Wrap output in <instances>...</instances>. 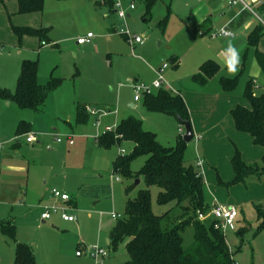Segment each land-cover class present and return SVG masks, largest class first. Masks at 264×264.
<instances>
[{
	"label": "rangeland",
	"instance_id": "rangeland-1",
	"mask_svg": "<svg viewBox=\"0 0 264 264\" xmlns=\"http://www.w3.org/2000/svg\"><path fill=\"white\" fill-rule=\"evenodd\" d=\"M122 1L125 19L118 17L117 8L111 13L105 7L88 10L85 0H44V27H51L50 38L58 46L42 48L40 57L47 68L57 66L53 76L62 79L45 108V112L53 117L52 124L49 125V132L36 134L37 142L33 146L27 145L23 136L4 143L0 152L13 158L0 157V222L15 224L17 240L33 249L39 264H124L128 261L124 244L117 252H112L106 245V238L112 227L124 217L125 189L134 185L135 189L129 197H135L145 184L139 179L121 177L120 182H115L114 159L122 150L128 155L130 146L122 142L110 149L99 148L96 138L103 135L107 128L115 130L122 120L129 117L139 118L143 129L155 133L158 141L166 147H175L177 139L185 133L174 116L134 109V94L128 88L129 78L151 86L158 78L156 71L169 64L164 78L172 92H177L179 77L186 68L175 70L169 60V48L164 42L168 23L164 33L160 29V23L167 14L166 7L161 0H157L147 15L141 0ZM131 4L135 9L128 14ZM67 11L70 16L68 28ZM112 26L116 27V33L109 31ZM88 32L94 35V42L81 51H77L76 46L74 50L71 42H67L73 37L71 39L76 44L75 37H86ZM125 32L144 38L149 53H138L140 47L132 46L122 35ZM2 36L0 31V43L3 42ZM25 42L18 56L22 57V61L36 59L38 56L32 51L35 44L29 40ZM9 64L0 60V78ZM76 72L78 75L74 77ZM235 77L238 78L233 90L225 91L220 77L217 79L218 87L220 85L223 96L232 98L237 105L247 106L244 98L245 74L238 72ZM48 80L42 83L46 84ZM211 89L213 93L215 86L212 84ZM212 95L216 102L213 101L210 107L222 110V98H215V93ZM84 105L95 109L110 107L116 111L111 113L104 108L106 114L101 118L99 127L95 128L97 119L93 116L85 124L76 122L77 107ZM16 114L21 119L33 116L30 110L23 111L18 107ZM232 122L231 129H228V124L216 126L209 134V143H204L200 133L193 131L195 137L186 145L184 161L186 166H192L203 176L205 201L213 204L210 208L220 205L237 209L236 230L224 231L235 261L238 264H264V232L259 231L257 215V208L264 206V175L251 176L245 184L229 185L234 179L230 154L233 155L236 148L241 152L240 144L246 155L249 152L255 154L259 149L247 135L238 132ZM16 128L11 130L12 137ZM65 135L75 138L74 147L67 144L66 148L63 143H57V139L62 140ZM235 135L241 138L240 142ZM17 140L21 144L15 148L13 145ZM146 159L136 158L131 164L132 171L138 172ZM199 159L203 161L202 167L196 166ZM251 163L262 165L261 155ZM137 181L139 184L136 185ZM48 189L66 193L77 202L75 211L67 204L72 207L70 212L77 216V221L65 223L60 214H56L50 221L42 222L37 205ZM157 192L156 188L152 189L153 211L161 215L169 207L157 204ZM112 214L120 217L115 219ZM183 238L184 246L190 247L194 243L193 229L187 228ZM78 243H81L79 247ZM96 245L108 250L109 256L102 262L86 255L77 256V252ZM15 248L16 242L0 230V264H14Z\"/></svg>",
	"mask_w": 264,
	"mask_h": 264
},
{
	"label": "trees",
	"instance_id": "trees-1",
	"mask_svg": "<svg viewBox=\"0 0 264 264\" xmlns=\"http://www.w3.org/2000/svg\"><path fill=\"white\" fill-rule=\"evenodd\" d=\"M2 0H0L1 3ZM150 14L157 0H141ZM19 14L41 13L44 0H18ZM103 4L114 12L116 1L104 0ZM96 6L102 5L96 2ZM264 10V6L261 7ZM167 17L160 26L163 28ZM117 31L116 27H112ZM21 39L24 36L47 39V29L13 27ZM264 35L263 26L253 31L249 46L256 50V57L264 71V54L257 50L258 43ZM172 62V61H171ZM174 62H172L173 64ZM219 71L213 61L204 63L193 81L205 85ZM237 78H221L225 91L233 90ZM62 83V79L51 76L46 84L39 83V61L24 60L21 64L16 89L11 92L0 88V99L15 103L18 108L41 112L44 110L51 93ZM249 106H236L231 111L237 131L247 134L253 144L263 152L262 165L247 164L241 152L236 148L231 160L234 179L229 184H245L249 177L264 175V94H256L252 81L244 91ZM143 107L150 113L171 115L184 121L190 120L189 110L179 92L158 90L142 99ZM88 115L86 107H78L77 122L85 123ZM30 124L21 121L17 126V136L28 133ZM122 142L131 144L128 155H119L113 163V173L117 177L138 180L145 184L135 197H129L135 189L130 185L125 189L126 204L124 217L119 220L109 235L108 248L117 252L124 244L129 257L124 264H236L227 244L224 233L216 229L211 219L200 221L198 213H208L211 209L205 201V182L203 176L192 166H186L184 153L186 143L182 136L177 139L175 147H166L158 141L155 133L143 129V123L136 117L123 120L114 131H106L99 136L100 148L110 149ZM138 157H147L138 172L131 169L132 162ZM156 188L157 204L169 209L161 215L153 211L152 189ZM260 221L259 231L264 232V206L257 208ZM187 228L194 231V243L186 248L183 235ZM0 230L16 242L14 264H38L33 249L16 238V226L13 222H0Z\"/></svg>",
	"mask_w": 264,
	"mask_h": 264
},
{
	"label": "crops",
	"instance_id": "crops-1",
	"mask_svg": "<svg viewBox=\"0 0 264 264\" xmlns=\"http://www.w3.org/2000/svg\"><path fill=\"white\" fill-rule=\"evenodd\" d=\"M85 1L88 10L92 11L93 9L97 10V7H105L109 12V9L103 4L104 0H85ZM115 1L121 2V0H115ZM161 1L163 2L167 10V14L165 18L167 17L168 22L166 21V23H168V25H167V32L164 42L165 44L167 43V46L169 48V52H168V55H170L169 60L174 62L173 64L171 62V66L175 70H178L179 68H182L184 66L186 68V70H184L182 74V77H179L180 79L178 81L177 92H179L185 100L186 106L189 110L190 120L192 121L191 125L193 131L200 133L199 137L204 143L205 142L209 143L210 142L209 134H211V132L215 130L216 126H218L219 124L221 126L228 124V129H231L230 123L233 121L232 120L233 118L231 116V111L236 106H238L237 103L234 102V100H232V98H228V96H223L220 90L221 89L220 85L218 87L217 79L219 77L221 84V78L223 77L229 79H232L231 77L238 78L235 77L237 76V73L238 72L243 73L245 74L247 83L249 81H252L255 93L257 91L256 94H264V71L257 60L256 50L253 47L249 46V41H248L250 34L253 31H255L259 26H261V24L259 20L256 18V16L244 6L245 3L258 14L264 15V10H261V7L259 6L260 3H264V0H243L244 3L240 2L235 5L230 4V2L233 0H161ZM96 2H101L102 5L96 6L95 5ZM123 2L124 1L121 2L122 5ZM130 6L128 7L127 10L128 14L133 11L130 9ZM114 12H116L115 9ZM43 13H44V7L41 13L19 14L18 0L1 1L0 31L3 35L2 36L3 42L0 43V47H1L0 60L10 62V64L6 66V71L0 78V88L7 89L11 92L15 91L18 77L20 75L21 64L23 62L22 57L18 55L22 53L20 50L23 49V45L24 43H26L25 41L28 40L32 41V43L35 44V46L32 47L33 49L32 51H34L38 57H36V59L30 58L25 60L39 61V83L43 84L46 80L50 79V77L53 76L57 66L53 68L49 66V68H47L46 63H44V61L40 57V50L44 47H48L49 45H51L52 47H57L58 44L56 43L54 44V42H52L50 38L49 31L51 30V27L49 25L44 27ZM69 17L70 16L67 11V28L69 25L68 24ZM13 27L33 28L36 30L48 28L47 39L40 40L39 38L32 36H24L20 39L13 31ZM112 27L110 28L109 31L112 33H116V31L112 30ZM165 27L166 26L162 28L160 26V29L162 30L163 33ZM223 28L231 32L233 36L225 37V38L218 37L215 39L211 38L212 33L218 32ZM89 33L90 32H88V34ZM71 38L73 37L68 38L67 42L68 41L71 42L70 46L73 49L76 46L77 51H81L82 48H84L85 46L91 45L95 39L93 38L92 41L87 45L79 46L77 42L75 44L74 39ZM75 38L77 40L78 38H82V37L79 36ZM43 43L45 44L43 45ZM229 43L234 45L240 54V63L235 73H229L227 72L226 68L221 67L222 65L225 64L226 60L228 59L229 53L226 51V49ZM162 45L164 44L162 43ZM138 47H140V49ZM8 48H9V52L6 53ZM135 48L139 49L138 53H143V54L149 53L148 44H146V42L142 46L135 45ZM257 50L264 54V35L258 43ZM151 58H153V56H151ZM208 61L215 62L219 67V71L216 75H214L211 79H209L205 85H198L193 81V77L199 73L201 66ZM77 75L78 72H76L74 77H76ZM127 81H128V88H130L133 91V89L130 86L133 80L129 78ZM211 84L215 86V89H213V93L211 89ZM53 92L51 93V96L53 95ZM174 93H176V91ZM214 93H215L214 96L215 98L218 99L222 98L224 102L223 103L224 108H222V110L218 111L216 108L213 109L210 107L211 103L214 101L212 95ZM51 96H49L47 102L49 101ZM133 102H134L133 105L134 109H139L140 111L144 109V111L150 113L143 107L142 101L135 102L133 97ZM84 106L86 107V112H87L88 108L86 105ZM248 106L249 104L244 107H248ZM17 107L18 106L11 101L0 99V144L2 145L0 152L4 148V143H10L12 142V140L21 138L23 136H25V142H26V138L29 134H34L36 136L37 133L49 132V125L52 124L53 117H51V115H48L45 112L46 106L44 110L41 112H34L30 110L33 113L32 114L33 116L30 119H21V117H18V115L16 114ZM104 108H107L111 113L116 111L115 108H110V107H103V108L99 107L96 108V110L106 112L103 110ZM77 110H76V122H77ZM87 115L88 117L85 123H87L88 119L91 116H93V118L97 119L95 122V128H98L100 125V120L103 117V115L95 116V115H91L88 112ZM21 121H25L29 123L30 130L28 133L22 136H17L16 127ZM65 122L67 124V118L65 119ZM85 123H78V124H85ZM232 123L235 126L234 121ZM12 128L13 129L16 128L14 137H12L13 134L11 132ZM46 128L48 131L46 130ZM107 130L108 128L106 129V131ZM232 131L233 130H231V133H233ZM68 137L69 136L65 135L64 138L60 142L57 141V143L59 144L63 143L66 146V148H67V144L69 147H74L75 138L71 136L74 140V144L70 145ZM247 137L249 136L247 135ZM98 138L99 136L96 138V141L98 140ZM236 138L238 139L237 141L240 142L241 138H239L238 136H236ZM249 140L250 142L253 143L250 137ZM36 142H37V136H36ZM239 142L238 144H240ZM15 143L16 144H14L13 147L18 148L21 144V141L17 140ZM34 143L29 144L26 142V144L30 146H33ZM129 146L131 149V144H129ZM241 146L242 145L240 144L241 155L245 163L252 164L251 162L253 161L256 162L259 159V154L261 155V159H262L263 152L260 147L254 145L259 150H257L255 154L253 152L252 153L249 152L247 156L245 149H243V147ZM234 153L233 155L230 154L229 156L230 165ZM65 154L67 157V149ZM251 154L252 156L249 157ZM0 157L13 159L8 154L5 155L0 154ZM116 158L114 159V161L116 160ZM19 171H21V169ZM114 181L120 182V180L117 181L115 180V178ZM47 184H48V180L46 181V185ZM51 190L52 189H48L47 191H45L44 195L42 196V199L37 205V208L39 210L42 211L41 208L42 205L52 203L53 200L51 199L50 196ZM69 205L73 206V211H75V209L77 208V202H74L72 198L69 202ZM212 205L213 204L209 206ZM42 222L45 223L43 220ZM65 223H74V222H65ZM114 227H112V230ZM110 233L106 238L107 247L109 245ZM80 245L81 243L77 244L78 247ZM78 257H82V256H78Z\"/></svg>",
	"mask_w": 264,
	"mask_h": 264
},
{
	"label": "built area",
	"instance_id": "built-area-1",
	"mask_svg": "<svg viewBox=\"0 0 264 264\" xmlns=\"http://www.w3.org/2000/svg\"><path fill=\"white\" fill-rule=\"evenodd\" d=\"M244 3L243 0H233L230 2V4L235 5L237 3ZM245 8L249 9L259 20L260 24L264 28V15H260L257 12H255L252 8H250L248 5L244 3ZM260 7L264 6V3L259 4ZM115 8H117L118 17L120 19L126 18V13L122 10V4L121 2H116ZM131 10L135 9L134 4L130 6ZM125 39L132 45H144L146 40L139 36H130L129 33L125 32L122 34ZM232 33L229 32L227 29L223 28L218 32H214L211 34V38L215 39L218 37H232ZM94 38V35L92 33L87 34L86 37L78 38L77 44L79 46H84L89 44L92 39ZM45 43H43L44 45ZM169 68V64H164L161 68H159L156 71L157 80L153 82L151 86H146L145 84L138 83L137 81H132L130 86L133 89L134 92V101L140 102L142 101L143 97L146 95H150L158 90L164 89L168 91H173L171 86L165 81L164 73ZM87 112L91 115H105L106 112L88 108ZM107 131H114L112 128H108ZM69 144L73 145L74 140L71 136L68 137ZM58 142L61 141V139H57ZM26 142L29 144H32L36 142V136L34 134H29L26 138ZM2 148V145L0 144V149ZM126 151L122 150L120 155H125ZM203 161L198 160L196 166L202 167ZM115 180H120L119 177H115ZM51 199L53 200L50 204H44L42 205V211H41V220L44 222L50 221L53 215L60 214L61 218L65 222H75L77 220L76 216L71 213V206H68L67 204L70 202L71 197L66 194L62 193L56 189L51 190ZM113 218H118L120 216H116L115 214H112ZM238 218V211L235 207L231 206H220L215 205L213 206L208 213H198V219L202 222L207 221L209 219L213 220L215 222L216 229L221 230L223 233L226 230L235 231L236 230V220ZM89 256L90 258L95 259L98 262H102L103 259H106L109 254L108 250L105 248H102L98 245L89 247L87 250L79 251L77 252V256ZM236 264H238L236 262Z\"/></svg>",
	"mask_w": 264,
	"mask_h": 264
},
{
	"label": "clouds",
	"instance_id": "clouds-1",
	"mask_svg": "<svg viewBox=\"0 0 264 264\" xmlns=\"http://www.w3.org/2000/svg\"><path fill=\"white\" fill-rule=\"evenodd\" d=\"M226 51L229 53V56L225 64L222 65L221 67L226 68L227 72L229 73H235L240 63V54L236 49V47L231 43H229Z\"/></svg>",
	"mask_w": 264,
	"mask_h": 264
},
{
	"label": "water",
	"instance_id": "water-1",
	"mask_svg": "<svg viewBox=\"0 0 264 264\" xmlns=\"http://www.w3.org/2000/svg\"><path fill=\"white\" fill-rule=\"evenodd\" d=\"M177 120L185 129V133L183 134L182 139L186 144H189L190 142L194 140V133H193L191 122L184 121L181 118H177ZM137 184H139V181H137L136 185Z\"/></svg>",
	"mask_w": 264,
	"mask_h": 264
}]
</instances>
